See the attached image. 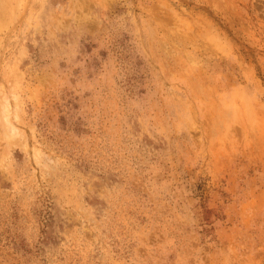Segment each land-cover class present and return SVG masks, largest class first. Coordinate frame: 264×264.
Here are the masks:
<instances>
[{"label":"rangeland","instance_id":"374dc122","mask_svg":"<svg viewBox=\"0 0 264 264\" xmlns=\"http://www.w3.org/2000/svg\"><path fill=\"white\" fill-rule=\"evenodd\" d=\"M0 264H264V0H0Z\"/></svg>","mask_w":264,"mask_h":264}]
</instances>
